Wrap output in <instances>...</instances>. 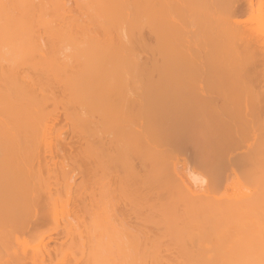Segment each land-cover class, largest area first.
<instances>
[{"label": "bare ground", "instance_id": "bare-ground-1", "mask_svg": "<svg viewBox=\"0 0 264 264\" xmlns=\"http://www.w3.org/2000/svg\"><path fill=\"white\" fill-rule=\"evenodd\" d=\"M168 149L243 184L214 203L205 170L201 199L162 172ZM92 155L144 225L126 249ZM0 264H264V0H0Z\"/></svg>", "mask_w": 264, "mask_h": 264}, {"label": "rangeland", "instance_id": "rangeland-1", "mask_svg": "<svg viewBox=\"0 0 264 264\" xmlns=\"http://www.w3.org/2000/svg\"><path fill=\"white\" fill-rule=\"evenodd\" d=\"M69 1H70V0H69ZM70 3H71V2H70ZM70 3L68 2V5H69ZM70 5H72V3H71ZM240 7H241V6H240V4H239L238 8H240ZM238 8H237V9H238ZM247 18L249 19L250 17L247 16ZM201 92H202V91H201ZM240 96H241V95H240ZM229 102L231 103L232 101H228L227 103H225V106H231ZM238 102H241V103H238ZM238 102L236 101V102L231 103V104H233V105H232L233 107L235 106L236 108H239V109H237V111L240 110V109H242L240 106H242V104H243L242 100H240V99H239ZM217 103H219V102H217ZM228 103H229V104H228ZM239 104H241V105L239 106ZM236 105H238V107H237ZM235 107H234V108H235ZM236 108H235V110H236ZM243 108L245 109V105H244V104H243ZM237 111H236V112H237ZM240 111H241V113H240V112H237V113H238V114H239V113H240V114H244V113L242 112L243 109L240 110ZM244 112H245V114H247V113H246V109L244 110ZM90 115H91V112H90ZM91 116H93V115H91ZM91 116H90V117H91ZM239 116H240V115H239ZM239 116H237V117H239ZM240 117H241V119H242V120H241V125L244 126L245 124H243V122L246 121V116L243 115V118H242V116H240ZM222 118H223V120L225 119L226 121H228V122L230 123V124H228L229 126L232 125V123H231L232 121L230 120V118H229V119L226 118V117H222ZM239 119H240V118H239ZM92 120H93V121H96V118H95V120H94V119H92ZM225 120H224V121H225ZM237 120H238V119H237ZM93 121H92V122H93ZM230 121H231V122H230ZM235 122H237V121H235ZM238 122H239V120H238ZM226 123H227V122H226ZM236 124L238 125V123H236ZM239 124H240V122H239ZM245 126H246V125H245ZM236 127H238V129L234 128V130L236 129V130L238 131V130L240 129V132L242 131V130H241V126H236ZM242 129H244V128H242ZM238 132H239V131H238ZM64 134H65V135L67 134L68 137H70L69 134H68L67 132H64ZM239 134H240V133H239ZM239 134H238V136H237V141H238V143H237L236 141H233L232 143H234L233 145L237 146V147L234 146V148H235L236 150H237V149L239 150V148H240V150H239V151H238V150L235 151L234 149H232V148H233V147H232V148H231L232 151L229 150L227 153H230V152H233V151H235V152H237V153H238V152H239V153H240V152L243 153V151L245 152L244 149H241V146H242V148H245V143H246V141H247V143H248V140H247L246 138H244V136H243V131H242V134H241V135H239ZM67 135H66L65 137H67ZM99 135L101 136V138H103L104 136H105L104 138L107 137V134L104 135V134H102V133H99ZM103 135H104V136H103ZM236 135H237V134H236ZM236 135H235L234 137H236ZM63 136H64V135H63ZM102 136H103V137H102ZM110 136H111V135H108L109 138H108V139H105V140L107 141V143L111 141V138H112V137H110ZM234 137H233V139H234ZM240 137H241V138H240ZM239 138H240V139H239ZM242 138H243V139H242ZM70 139H71V138H69V140H70ZM233 139H232V140H233ZM64 140L67 141L68 138H67V139L65 138ZM69 140L67 141V143H71L72 140H71V141H69ZM102 140H103V139H102ZM109 140H110V141H109ZM240 140H242V141H240ZM244 140H246V141H244ZM106 141H105V142H106ZM112 141H113V140H112ZM91 142H92V143H91ZM241 142L243 143L242 145L240 144ZM247 143H246V146H247ZM90 144H91V146H92V144H93V138H92V137L90 138ZM239 144H240V145H239ZM71 145H72V144H71ZM233 145H232V146H233ZM243 146H244V147H243ZM90 148H92V147H90ZM228 149H230V148H228ZM245 149H246V148H245ZM66 150H67V151H66ZM66 150L63 152V153H64V156H65L64 158H67L68 155H69V153L71 152L69 149H66ZM68 150L70 151L69 153H68ZM168 150H169V151H172V150H170V149H168ZM225 150H227V149L225 148ZM72 152H73V150H72ZM89 152H91L90 154H93L91 149H90ZM172 152H173V151H172ZM99 153H101V152H99ZM104 153H105V152H104ZM170 153H171V152H169L168 154H170ZM173 153H174V152H173ZM177 153H178V152H177ZM177 153L175 152L174 155L171 153V155L176 156L175 160H174V157H173V156L168 155V156L173 157V159L171 158V159H172V163H170V165L172 164V166H170L171 169L168 167L169 164L167 163V161L169 162L171 159H165V160H167V161L164 160V161L166 162V164L163 163V166H162V172H163V170H164V172H170L173 176L175 175L174 178L177 177V178H175V179H176L179 183H182L181 185H182L183 187H185L186 189H188L190 192H192L195 196H199V195L201 194V197H199V198H201V199L203 198L202 195L205 197V198H203V199H206L207 196H209V197L211 196V197H212V193H210L212 190L210 191V189H211L210 187L213 188V185H211L209 188L207 187V185H208L210 182H211L210 184H213V182H215L214 184L217 185V184H216L217 180H218V182H217L218 184H219V183H222V185L219 184V185H221L222 188H220L219 193H217L216 196L212 197V200H214V203H215V202H216V203H219L220 201H217V200H219V199H222V198H223V199H225V198H226V199H230V198H233V197L235 196V195H233V194L231 195V193H234L235 191H236V193H237V189L234 191L233 188H231L230 186L234 187L236 184H241V183H242L243 180L241 179V176H240L241 173H239V171L241 172V170L243 169V168H240L242 165H241V166L239 165V166H240L239 168L241 169V170L239 169V171H238V167H236V165H235V166L233 165L234 167L231 165V166L228 168L229 171L225 172V171L223 170V171L225 172L224 175H221L222 172H223V171L221 170L222 168H220V171H222V172H221V173L219 172V174H218V173H217V171L219 170L218 167H217V168L214 167V168L216 169V172H215V169H214V168H213V169H214L213 172L216 173V174H218V176H219L218 178H217V176L214 177L216 174H214L213 172H211L212 170L210 171V170H209V169H210L209 167H208L209 169H206L207 167H204V169H200V171H204V172L200 173L201 175H203V174L206 173L205 170H209L210 173H206V174H207L206 177H207L208 179H210V176H212V174H214V176H212L213 178L211 177L212 179H211V181L209 180V181H210V182H209L208 180H206L207 178L204 177L205 175H204V176H201L200 174H198L199 171H196V172H197V174H196L195 169H196L199 165H198V161L196 160L195 157H190V158H189V157H186V156H189V155H188L189 152L187 153V155H186V154H185L184 156H183V155H182V156L179 155V157H178V155H175V154H177ZM184 153H186V152H184ZM71 154H73V153H71ZM71 154H70V155H71ZM178 154H179V153H178ZM189 154H190V153H189ZM224 154H225V152H224ZM244 154H245V153L241 154V155H242L241 157H239L240 155H236V157H234L232 160H234V159L236 158V161L239 162V161H240L239 158L242 159V157H244ZM191 155H192V153H191ZM228 155L231 156L230 154H228ZM228 155H227V157H229ZM232 155H233V153H232ZM92 156H93V155H92ZM92 156H89V158H91V159L93 158L94 161H89V160H88V162L92 163V162H95V161H96L97 165H95L96 163H95L94 165H92L93 168H94V166H95V168H94L95 170H94L93 168H92V169H93V171L95 172V173L93 172V173H94V176L96 175V176H98V177L96 178V176L94 177L93 174H90L91 177H87V178H91L92 180L90 179V182L88 181V183H89V184L92 183V185L94 184V186H95V184H96V182H98L97 180H98V178H99L100 176L102 177V180L105 178V177L103 176V175H105L104 172H103V175H101L102 172H101V171H98V170L101 169V163H103V162H102L103 160L100 161V159H101L102 157H104V155H99L98 157H94V156L92 157ZM168 156H167L166 158H170V157H168ZM192 156H193V155H192ZM233 156H235V154H234ZM233 156H231L230 158H232ZM237 156H238V157H237ZM100 157H101V158H100ZM182 157H183L184 159H185V157H186V159H185V162H186V163H187V160H188V161L191 160V161L193 162V159L195 158L194 160H196L195 162L197 163L198 166H195V165L193 166L192 163L188 162V163H190L191 166H193V167H192V172H191V168H190L191 166L188 165V166H189V167H188L187 164H186L184 161H182V159H183ZM227 157H226V158H227ZM62 158H63V157H62ZM62 158L59 157V156H57L56 160H58V159H59V160H60V159L62 160ZM89 158H88V159H89ZM187 158H189V159H187ZM192 158H193V159H192ZM224 158H225V156H224ZM230 158H229V159H230ZM237 158H238L239 160H237ZM95 159H97V160H95ZM179 159H180V160H179ZM184 159H183V160H184ZM227 159H228V158H227ZM229 159H228L227 161H229ZM173 160H174V161H173ZM178 160H179V161H178ZM225 160H226V159H225ZM225 160H224V163H226ZM230 160H231V159H230ZM97 161H99V162H101V163H98ZM131 161H132L131 163H134L135 161H137V164H136V165H134L135 163H134L133 165H132V164H131V165H132L136 170H137V169H138L139 171L142 170V172H143V167H141L142 165H141V163H140L137 159L134 160V159L132 158ZM234 161H235V160H234ZM236 161H235L234 163L238 165L240 162L237 163ZM88 162H87V163H88ZM176 162H177V163L179 162V163L176 164ZM195 162H194V163H195ZM104 163H106V162H104ZM138 163H139V164H138ZM182 163H183V164H182ZM194 163H193V164H194ZM88 164H89V163H88ZM167 164H168V166H166ZM228 164H230V163L228 162ZM89 165H90V164H89ZM89 165H88V166H89ZM98 165H100V167H99L100 169L97 167ZM103 165H104V164H103ZM223 165H225V164H223ZM90 166H91V165H90ZM165 166H166V167H165ZM185 166H186V167H185ZM226 166H227V165H226ZM228 166H229V165H228ZM163 167H165V168H163ZM223 167H224V166H223ZM242 167H243V166H242ZM71 168L73 169V165H72V163H69V162H68L67 169L70 171ZM97 168H98V170H97ZM102 168H103V166H102ZM166 168L170 169L171 171H170V170L168 171ZM194 168H195V169H194ZM199 168H203V167L201 166V167H198L197 169L199 170ZM211 168H212V167H211ZM67 169H66V170H67ZM92 169H91V170H88V171H90V173H91V172H92ZM104 169H105V168H103V170H104ZM106 169H107V167H106ZM193 169H194V170H193ZM217 169H218V170H217ZM233 169L236 170V172H237L236 174H235V171L233 172ZM107 170H108V169H107ZM136 170H135V171H136ZM138 170H137V171H138ZM188 170H189V172H188ZM75 171H77V170H75ZM99 172H100V173H99ZM108 172H109V171H108ZM110 172H112V173H110ZM110 172H109V173H110V175H111V178H112V177L114 178L115 175H118V176H119V175L122 174L121 172H119L120 174H119V173L117 174V173L114 172L113 170H111ZM142 172L140 173L141 175L143 174ZM190 172H191L193 175H192ZM224 172H223V173H224ZM79 173H80V172H79ZM79 173H77V172L74 173V171L72 172V174H75L74 176L72 175V176H73L72 179L75 177V178L73 179V181H74V182L76 181V183L79 182L80 179H81V176L79 175ZM138 173H139V172H138ZM185 173H186V174H185ZM188 173H189V174H188ZM194 173H195L196 175H194ZM211 173H212V174H211ZM80 174H81V173H80ZM112 174H113V176H112ZM208 174H209V175H208ZM234 174H235V175H238V176H234ZM88 175H89V173H88ZM188 175H189V176H188ZM78 176H79V178H77ZM118 176H115V178L118 177ZM220 176L224 179L223 182H222V180H221V182H219V178H220ZM224 176H225V177H224ZM92 177H93V178H92ZM119 177H120V176H119ZM119 177H118V178H119ZM236 177H237V178H236ZM76 178H77V179H76ZM94 178L96 179V182H95V183H93V182L95 181V180L93 181ZM106 178L108 179L109 177L106 176ZM115 178H114V180H115ZM118 178H116V179H118ZM196 178H197V179H196ZM204 178H205V179H204ZM233 178H234V179H233ZM100 179H101V178H99V180H100ZM167 179H168V178L165 177V178H164V181L167 180ZM213 179L216 180V181H214ZM225 179H226V180H225ZM235 179H236V180H235ZM104 180H106V179H104ZM104 180H103V184H104V182H105ZM114 180L112 181V179H109V182H110V183H108L109 185H107V181H106V185L104 184V187H107V190H104L105 188H101L100 186L98 187L97 184H96V185H97L96 188H97L98 190H97V189H94V191H93V189H91V188H90V190H91V193H94V194L96 193L95 191L98 192V191L100 190L99 192H101L102 195H103V194L106 195V196L108 195V196H107L108 199L106 200V199H105L106 197H105L104 195H103V196H104L105 198H103V196H102V198H101V197H99V194L96 193V194H97L96 197H98L99 199L101 198V202H102V204H103V201H109V204H110V203H115L114 205L112 204L113 206L110 204V206H112L111 209L108 208V209L111 210V213H112L113 211L115 212V210L117 209V207L121 209V211H119L120 209H118V210H116V212H117V211H118V212H121V214H122L121 217H122V218L119 217V216H120V213H119V215H116V214L113 213L115 216H117L116 218H119V219L116 220V218L114 217V221H115V220L117 221V228L119 229V231L125 228V227L122 228V227H123V224H124L125 222H126V223H125V226L128 225V224H127V221L130 223L129 225H130L132 228L134 227V229L132 230V228H129L130 226H129V227L126 226L129 230L124 231L125 233H122V234H123V236H122V243L124 244L125 249H126V248L130 245V244H129V243H130V240H132V239H130L131 236L128 235L127 232L129 233V231H131L132 235H137L138 233H136V232H137V231L139 232V231L141 230L140 228H141L142 225L140 226V224H142V223H140V220H138V219H137L138 217H136V216L134 217V218H136V219H133V221H135V222H132V218H133V216H134L135 214H134L133 216H132V214H131V215L129 214L131 211H130V208H127L128 202H127V204H126V203H125L126 201H124V200L122 199V202H123V203H122L121 200H120V198H119V195H118V197L115 196V197H117V199H116V198L113 196V195L115 194V193L113 194L114 191H110V190H109V189L111 188V186H113V185H114V186H118V185H115V183L118 184V181L115 180V182H114ZM179 180H180V181H179ZM204 180H205V182H204ZM241 180H242V181H241ZM91 181H93V182H91ZM100 181H101V180H100ZM116 181H117V182H116ZM167 181H168V180H167ZM190 181H191L192 183H191ZM207 181H208V184H207ZM165 182H166V181H165ZM76 183H75V184H76ZM98 183H99V182H98ZM101 183H102V182H101ZM113 183H114V184H113ZM163 183H164V182H163ZM234 183H235V184H234ZM103 184H102V185H103ZM168 184H169V183H167V182L164 183V186H165V187L162 189V190H165V191H163L164 193H165L167 190H169V188H168V189L166 188V186H167ZM193 184H194V185L197 184V185L194 187ZM199 184H200L201 186H200ZM232 184H233L234 186H233ZM242 184H243V183H242ZM159 185H160V184H159ZM159 185H158V187H157L156 184H155L154 186H156V188L160 190V188H162L163 185L161 184L162 186L160 185V187H159ZM198 185H199V186H198ZM89 186H90V185H88V191H89ZM94 186H93V187H94ZM154 186H152L153 190L156 191V194L154 193V195H158V194L161 192V190L159 191V193H157V189H155ZM169 186H170V185H168V187H169ZM217 186H218V185H217ZM225 186H226V187H225ZM237 186H238V185H237ZM237 186H235V187L237 188ZM90 187H91V186H90ZM193 187H194L195 189H194ZM214 187H215V186H214ZM94 188H95V187H94ZM108 188H109V189H108ZM112 188H113V187H112ZM152 188H151V189H152ZM165 188H166L167 190H166ZM115 189L117 190V187H116ZM170 189H171L170 193H172V194L170 195V193L167 192L165 196H166V197H167V196H168V197H169V196H173V197L176 196V193L173 194V193H174V192L172 191L173 188L171 187ZM208 189H209L210 192L208 191ZM213 189H214V188H213ZM231 189L233 190V192H232ZM234 189H235V188H234ZM108 190H109V191H108ZM113 190H114V188H113ZM151 191H152V190H151ZM215 191H216V190H215ZM215 191H214V192H215ZM217 191H218V190H217ZM89 192H90V191H89ZM152 192H153V191H152ZM163 192H161V193L163 194ZM206 193H207V194H206ZM94 194H91V195L93 196ZM101 194H100V195H101ZM162 194H161V196H162ZM229 194H230V195H229ZM91 195L89 194V196H88L89 199H88V197L86 196L87 199H88L89 201H90L91 199L93 200V198H91ZM213 195H215V194H213ZM165 196H163V197L165 198ZM93 197H95V195H94ZM168 197H167V198H168ZM173 197H169L168 200H167V198H165V199H166V200L164 199V200H165V203L168 202L170 198H171L170 200L173 202V201H174ZM98 198H97V199H98ZM118 198H119V199H118ZM176 198H177V197H175V200H176ZM97 199H96V200H97ZM99 199L97 200V202L99 201ZM102 199H105V200H102ZM162 199H163V198H162ZM172 199H173V200H172ZM207 199H208V198H207ZM209 199H210V198H209ZM226 199H225V200H226ZM88 200H87V201H88ZM113 200H117V201H118L117 204H116V201L113 202ZM119 200H120V201H119ZM210 200H211V199H210ZM225 200H223V201H225ZM221 201H222V200H221ZM172 202L169 201L168 203H172ZM205 202H207V201H205ZM211 202H212V201H211ZM225 202H226V201H225ZM225 202H223V204H224ZM91 203H92V201L90 202V204L88 203V206H89V207L94 206V205H92ZM93 203H95V199H94V202H93ZM98 203H99V204H98V205H99L98 210H100V201H99ZM118 203H119V204H118ZM208 203H209V202H208ZM214 203H213V204H214ZM125 204H126V205H125ZM166 204H167V203H166ZM210 204H212V203H210ZM219 204H220V203H219ZM219 204H217V205H219ZM95 205L98 206L97 203H95ZM221 205H222V204H221ZM224 205H225V204H224ZM114 206H115L116 208H115ZM128 207H129V205H128ZM94 208H95V207L91 208L90 211L95 210ZM108 209H107V210H108ZM128 209H129V211H128ZM88 210H89V208H88ZM110 210H108V211L110 212ZM88 212H89V211H88ZM96 212H97V211H96ZM116 212H115V213H116ZM111 213H110V215H111V217H112V214H111ZM131 213H132V212H131ZM91 214H93V213H90V212H89V215H91ZM114 215H113V216H114ZM92 216H93V215H92ZM92 216H90V217H92ZM131 216H132V217H131ZM123 219L126 220V221H124ZM122 220H123L124 222H123ZM116 221H115V222H116ZM137 221H138V222H137ZM131 222H132L133 224L137 222L138 225L135 224V225H136V227H135V225H133ZM139 223H140V224H139ZM115 224H116V223H115ZM131 224H132V225H131ZM137 226H138V228H137ZM143 226H144V225H143ZM143 226H142V230H143ZM139 227H140V228H139ZM147 227H148V226H147ZM147 227H146V228H147ZM135 228H136V229H135ZM130 229H131V230H130ZM139 229H140V230H139ZM148 229H149V228H148ZM148 229H146V230H148ZM134 230H135V231H134ZM142 230H141V231H142ZM151 230H152V228H151ZM133 231H134V232H133ZM143 232H144V230H143ZM146 232H148V231H146ZM150 232H151V231H150ZM140 233H141V232H139V235H140ZM144 233H145V232H144ZM120 234H121V233H120ZM151 234L153 235L154 233H151ZM141 236H142V234H141ZM141 236H140V238L144 237V236H142V237H141ZM148 236H149V233H148L147 237H148ZM145 237H146V236H145ZM149 238H150V237H149ZM151 238H152V241L154 242V240H153V236H152ZM151 238H150V240H151ZM145 239H146V238H145ZM141 240H142V239H141ZM150 240H149V241H150ZM151 244H152V243L149 242V243H148V246H146V247H149V248H150V247H151ZM149 245H150V246H149ZM161 253H163V251H161ZM158 254H160V253H158ZM164 254H166V256H167V252H165ZM161 255H163V254H161ZM169 255H170V256H169ZM171 255H172V254H168L169 257H167V258H171V259H172L173 255H174V252H173L172 257H171ZM164 256H165V255H164ZM174 257H175V256H174ZM161 258L164 259L163 256H162ZM165 259H166V258H165Z\"/></svg>", "mask_w": 264, "mask_h": 264}]
</instances>
